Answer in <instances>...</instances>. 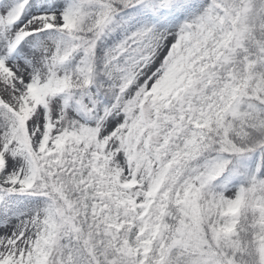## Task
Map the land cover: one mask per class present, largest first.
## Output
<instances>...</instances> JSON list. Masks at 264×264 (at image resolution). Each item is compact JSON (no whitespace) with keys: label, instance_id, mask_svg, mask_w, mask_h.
I'll list each match as a JSON object with an SVG mask.
<instances>
[{"label":"snow or ice","instance_id":"obj_1","mask_svg":"<svg viewBox=\"0 0 264 264\" xmlns=\"http://www.w3.org/2000/svg\"><path fill=\"white\" fill-rule=\"evenodd\" d=\"M0 264H264V0H0Z\"/></svg>","mask_w":264,"mask_h":264}]
</instances>
